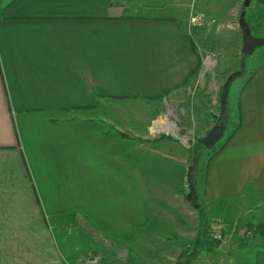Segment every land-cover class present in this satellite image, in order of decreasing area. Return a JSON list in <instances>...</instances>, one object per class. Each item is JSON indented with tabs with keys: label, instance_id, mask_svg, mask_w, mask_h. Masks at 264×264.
Wrapping results in <instances>:
<instances>
[{
	"label": "crops",
	"instance_id": "0c3cea01",
	"mask_svg": "<svg viewBox=\"0 0 264 264\" xmlns=\"http://www.w3.org/2000/svg\"><path fill=\"white\" fill-rule=\"evenodd\" d=\"M196 65L167 15H135L121 0H0V264L70 262L55 236L61 226L50 222L57 216L66 226L76 218L87 230L133 234L137 245L181 247L203 224L205 234L207 214L241 234L232 241L225 232L188 264H264V245L243 233L264 225V61L246 66L229 98L227 129L239 126L207 155L202 185L196 177L198 209L186 200L194 140L122 138V100L154 113L128 129L148 139L158 102L191 84ZM216 118L192 121L197 138ZM191 125L181 128L189 134ZM253 235L264 244V234Z\"/></svg>",
	"mask_w": 264,
	"mask_h": 264
},
{
	"label": "rangeland",
	"instance_id": "374dc122",
	"mask_svg": "<svg viewBox=\"0 0 264 264\" xmlns=\"http://www.w3.org/2000/svg\"><path fill=\"white\" fill-rule=\"evenodd\" d=\"M263 1L251 0L249 6L245 8V17L253 35L260 37H264ZM121 2L129 13L135 15H167L179 22L189 38L197 58V65L193 69L195 71L190 74L191 84L187 81L182 88L171 89L169 93H166L167 99L165 102H158L162 110L161 114L157 112L159 107L154 108L156 113L160 114V117L154 119V127H151L152 132L148 139L136 136L128 129L133 128L135 122L142 125L146 122L145 119L154 113L143 109L140 104L134 110L133 100H122L120 102L124 142L130 145L134 143L145 144L160 138V135L164 134L169 136L166 138H172L186 145L194 140V145L199 137L197 138L198 132L193 130L192 121L200 122L202 120L203 122L204 119L209 118L213 111L217 113L218 117L222 84L231 71L239 68L242 58L240 52L242 41L238 27V17L244 9L242 6L243 0H121ZM254 59L264 61V46L257 48L251 55L245 57L246 66L250 65ZM248 73L249 71L246 68L243 78ZM243 78L233 82L229 94L231 101L233 97L236 100L237 86ZM116 106L118 107V104ZM180 108L185 109L184 116L180 114ZM197 110H199V114L196 116ZM164 111L168 112L165 116H161ZM134 115L136 118H133ZM193 117H196V119H193ZM166 119L175 124L174 129L159 128L166 124ZM182 125L186 127L191 125L189 134L181 128ZM200 126H202V123ZM231 129L229 127L216 144H219ZM206 163L207 153L203 152L196 176L200 185L203 184ZM214 216L213 214H207L205 217L204 239L207 242L204 245L208 246V242H214L210 239L212 228H209L207 222L212 226L217 217L225 222L226 234L230 233V239L236 241L239 233L241 234L238 231L240 226L229 224L223 215ZM65 221L62 216L50 220L53 226H61V228L54 230L55 236L61 249L67 255L69 261L73 263L79 259L83 260L100 254L104 264H179V254L184 249H188V252H191L192 249L187 245L181 247H152L145 245V243L137 245L138 241L133 240V234L131 236L125 234L116 236L114 231L110 230L105 232L94 229L87 230L80 222L77 223L76 218L74 222L67 226ZM248 239L254 241L253 243L256 245H264L260 243V237L257 235H249ZM216 242L219 243V241ZM218 243L213 244V246H217ZM162 251H165L164 253L169 252L171 258L159 257Z\"/></svg>",
	"mask_w": 264,
	"mask_h": 264
},
{
	"label": "water",
	"instance_id": "95a60500",
	"mask_svg": "<svg viewBox=\"0 0 264 264\" xmlns=\"http://www.w3.org/2000/svg\"><path fill=\"white\" fill-rule=\"evenodd\" d=\"M251 0H243L242 6L244 9L240 12L238 17V27L240 29L242 46L240 52L242 58L237 70L231 71L226 79L224 80L221 92H220V103H219V114L214 124L206 132V134L200 139L202 146L211 150L214 145L220 141L223 137L225 129L229 121V93L233 82L237 79H241L246 73L245 57L251 55L257 48L264 46V37L253 35L251 28L246 20V11ZM199 154L196 153L192 159L191 164L188 166L186 173V182L188 186V192L186 194L187 202L195 209L200 206L197 196V173L199 165Z\"/></svg>",
	"mask_w": 264,
	"mask_h": 264
},
{
	"label": "trees",
	"instance_id": "16d2710c",
	"mask_svg": "<svg viewBox=\"0 0 264 264\" xmlns=\"http://www.w3.org/2000/svg\"><path fill=\"white\" fill-rule=\"evenodd\" d=\"M263 3H264V1H263ZM194 71L195 70L191 71V73L194 72ZM185 81H186V79H185ZM227 125H229V121H228ZM238 126H239V124L234 126V128L229 132V134L223 140H221V142L219 144H215L214 147L211 150H207V149H205L202 146V144L200 143V139L201 138L197 139L196 143L192 147L193 156L196 153H198L199 156H200L199 157V160H200L201 156L203 155V152H206L208 157H209V159H210L211 157H213L218 151H220L229 142V140L232 138L233 134L236 132ZM226 130H227V127H226L225 131ZM160 137L161 138H165V137H169V136L162 134V135H160ZM203 223H204V220H203ZM250 225L251 226L249 228L251 230V234H254L256 232L264 234V225H259V224L253 225L252 223H250ZM203 228H204V224L202 225V229H201L202 231L199 232L198 236L195 238L193 243L189 246V248L190 247L192 248L191 252H188L189 251L188 249H184V251H182L179 254V258H178L179 264H188L190 258L192 256H194V255H197L199 253V251H201L202 246L205 244V242H207L204 239V235L205 234L203 232ZM210 239L213 240L214 242H208V244H209L208 247L212 248L213 244H215V243L217 244L218 242H216V240L212 239L211 236H210Z\"/></svg>",
	"mask_w": 264,
	"mask_h": 264
},
{
	"label": "built area",
	"instance_id": "2783aa9c",
	"mask_svg": "<svg viewBox=\"0 0 264 264\" xmlns=\"http://www.w3.org/2000/svg\"><path fill=\"white\" fill-rule=\"evenodd\" d=\"M227 227L225 222L220 217H217L211 230V238L223 242L225 239V231ZM245 235H250L251 230H245L243 232ZM67 264H104L103 258L100 254L93 255L92 257H88L86 259H79L77 262H68Z\"/></svg>",
	"mask_w": 264,
	"mask_h": 264
},
{
	"label": "bare ground",
	"instance_id": "6f19581e",
	"mask_svg": "<svg viewBox=\"0 0 264 264\" xmlns=\"http://www.w3.org/2000/svg\"><path fill=\"white\" fill-rule=\"evenodd\" d=\"M166 120H167L166 124L161 126V127H159V128L164 127L165 129H174L175 128V124L173 122H171L170 120H168V119H166Z\"/></svg>",
	"mask_w": 264,
	"mask_h": 264
}]
</instances>
